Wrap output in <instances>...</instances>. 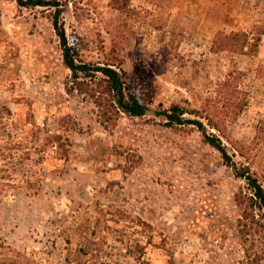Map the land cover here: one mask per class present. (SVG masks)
Segmentation results:
<instances>
[{"label":"rangeland","instance_id":"1","mask_svg":"<svg viewBox=\"0 0 264 264\" xmlns=\"http://www.w3.org/2000/svg\"><path fill=\"white\" fill-rule=\"evenodd\" d=\"M54 1L80 61L116 69L147 112L103 124L63 65L54 8L0 0V264L264 263V233L239 234L251 194L236 176L247 168L264 189V137L250 147L264 122V36L256 56L212 51L263 25L264 0H128L127 14L112 0ZM234 69L247 106L225 136L206 127L233 169L162 112L196 120Z\"/></svg>","mask_w":264,"mask_h":264},{"label":"trees","instance_id":"2","mask_svg":"<svg viewBox=\"0 0 264 264\" xmlns=\"http://www.w3.org/2000/svg\"><path fill=\"white\" fill-rule=\"evenodd\" d=\"M19 7H53L52 26L56 30L61 44L62 61L66 69L71 73V79L76 82L80 91L88 93V97L94 101L100 110L102 123L105 125L114 124L115 116L119 113L129 117H142L146 113L145 106L133 93L130 86L121 78L120 73L108 64L103 66H92L83 63L79 59L78 50L71 45L59 25L61 8L54 0H16ZM113 9L123 13H130L128 0H112ZM264 36V24L254 26L251 31L232 32L223 37H216L212 43L214 53L227 52L233 55L256 56ZM100 78L97 80V75ZM84 81L79 82V79ZM245 73L234 69L227 73L225 78L217 84L214 97L210 102H204L200 108L193 110L196 120H186L183 115L186 111L174 106L168 112H162L166 118L167 126L193 125L200 131L205 142L219 152L222 160L231 166V160L221 143L220 137L225 136L227 125L234 121L247 106L246 93L241 90V84ZM204 121V124L201 122ZM206 127L214 130L217 134H206ZM55 137V136H54ZM264 137V122L256 127L255 136L250 147H256ZM57 141V140H55ZM232 167V166H231ZM236 173V172H235ZM236 176L245 181L250 196L242 212V218L249 221V224L241 223L244 227L239 230L241 240H245L244 234H248L247 228L254 229L255 233H264V225L260 221H254L253 210L257 209L264 221V189L256 178L249 173L247 168L236 173ZM240 224V221H239ZM264 247V236L262 239ZM264 253V248L262 250ZM250 264V263H248ZM251 264L260 263L259 259L253 260Z\"/></svg>","mask_w":264,"mask_h":264},{"label":"water","instance_id":"3","mask_svg":"<svg viewBox=\"0 0 264 264\" xmlns=\"http://www.w3.org/2000/svg\"><path fill=\"white\" fill-rule=\"evenodd\" d=\"M146 112H147V111H146ZM231 166H232V168L234 169L235 165H234L233 163H231Z\"/></svg>","mask_w":264,"mask_h":264}]
</instances>
